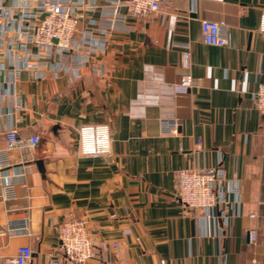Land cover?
<instances>
[{
	"label": "crops",
	"instance_id": "0c3cea01",
	"mask_svg": "<svg viewBox=\"0 0 264 264\" xmlns=\"http://www.w3.org/2000/svg\"><path fill=\"white\" fill-rule=\"evenodd\" d=\"M263 12L264 0H162L114 30L80 79L24 72L19 109L12 89L0 91V127L40 136L35 148L8 151L0 170V264L24 245L31 264H69L58 251L69 216L86 217L90 237L106 245L90 264H264V117L252 99L264 79ZM202 19L223 23L229 43H205ZM181 44H190L192 87L179 84ZM166 121H178L176 132ZM89 124L110 126V156L81 154L79 129ZM219 164L242 193L241 215L220 233L222 221L200 219L174 182L178 169Z\"/></svg>",
	"mask_w": 264,
	"mask_h": 264
},
{
	"label": "built area",
	"instance_id": "2783aa9c",
	"mask_svg": "<svg viewBox=\"0 0 264 264\" xmlns=\"http://www.w3.org/2000/svg\"><path fill=\"white\" fill-rule=\"evenodd\" d=\"M162 0H0V84L1 92L21 106L16 98V88L24 72L36 78L65 72L71 80L82 77L85 66L95 56L105 51L111 33L124 26L128 17L142 18L157 11ZM100 9L98 18L87 15ZM88 18V21L86 19ZM202 34L205 43L226 46L229 37L223 23L202 19ZM259 30L264 33V12ZM184 48L182 87H192L190 68V44ZM95 73L105 75V65L93 63ZM256 109L264 117V79L259 81L252 94ZM178 121L164 123L176 132ZM6 138V147L0 151V170L11 165L8 151L15 148H35L39 135L22 137L13 123L0 127ZM80 152L85 156H110L112 154L111 130L108 124L83 125L79 129ZM200 143V142H199ZM174 182L177 198L191 211H199L204 222L220 219L224 232L232 221L241 215L242 193L239 180L227 175L222 164L216 166L197 165L175 171ZM6 197L13 194V184L6 183ZM250 214V217H254ZM249 240H258V231H248ZM58 251L69 264H90L106 248L104 243L94 240L89 234L86 217L69 216L59 224ZM113 247H119L113 242ZM33 249L24 245L4 264H31ZM55 264L57 262L55 261Z\"/></svg>",
	"mask_w": 264,
	"mask_h": 264
},
{
	"label": "water",
	"instance_id": "95a60500",
	"mask_svg": "<svg viewBox=\"0 0 264 264\" xmlns=\"http://www.w3.org/2000/svg\"><path fill=\"white\" fill-rule=\"evenodd\" d=\"M37 164L39 165L41 171H43V165H44L43 160H38V161H37Z\"/></svg>",
	"mask_w": 264,
	"mask_h": 264
}]
</instances>
